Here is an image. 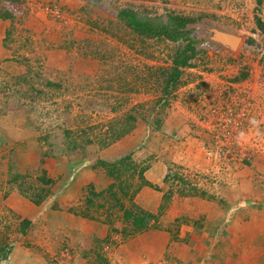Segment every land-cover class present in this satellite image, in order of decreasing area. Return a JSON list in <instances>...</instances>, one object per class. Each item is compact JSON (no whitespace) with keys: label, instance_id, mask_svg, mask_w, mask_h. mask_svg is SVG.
Wrapping results in <instances>:
<instances>
[{"label":"rangeland","instance_id":"obj_1","mask_svg":"<svg viewBox=\"0 0 264 264\" xmlns=\"http://www.w3.org/2000/svg\"><path fill=\"white\" fill-rule=\"evenodd\" d=\"M0 6L11 14L0 18V48L5 49L0 114L20 109L16 118L35 138L19 152L23 170L9 166L10 181L1 185L5 192L16 191L36 204L48 199L52 209L79 215L84 187L92 184L85 181L86 170L94 171L89 156L120 133L136 147L130 151L136 164L156 158L171 173L176 169L187 177L185 182L169 178L162 185L165 192L256 206L250 198L258 184L264 187V0H0ZM120 9L162 19L191 17L239 33L241 40L227 53L193 28L185 29L194 52L185 66L177 65L176 84L164 90L175 52L186 41L138 33L118 18ZM128 114L156 133L165 121L166 137L151 133L148 146L139 144V130L131 127L135 121L125 120ZM45 172L52 179L49 186L38 179ZM93 206L84 211L95 218L81 217L117 226L109 232L118 236L82 239L70 230L56 231L60 245L54 254L22 239L27 224L10 209L3 211L0 264H16L9 260L14 250L18 258L23 251L44 255L47 264H108L113 247L133 227L119 210L105 217L104 208ZM155 225L149 218L141 230Z\"/></svg>","mask_w":264,"mask_h":264},{"label":"crops","instance_id":"obj_2","mask_svg":"<svg viewBox=\"0 0 264 264\" xmlns=\"http://www.w3.org/2000/svg\"><path fill=\"white\" fill-rule=\"evenodd\" d=\"M4 57L5 49L0 48V59ZM16 110L20 109L13 107L6 113L0 114V214L10 209L19 215L17 218L20 222L23 220L22 223L27 224L21 232L22 239L31 240L30 243L37 244L47 253H56L60 245L57 239H54L56 231L61 234V230H70L82 239L85 236L88 239H95V237L102 239L106 235L110 238L116 236L117 233L112 235L109 232L111 227L116 229L115 225L93 222L62 209H52L48 199L36 204L20 196L16 191L7 190V193L5 188H1L2 184L10 181L7 178V171L11 164L17 172L23 170L20 165L26 163L19 161V152L23 149L27 150V146H33L35 141L31 130L16 118L15 113L18 112ZM134 125V130H139V135L137 134L139 144L144 146L149 145L147 140H150L151 133L155 136L163 135V132L168 133L165 121L162 122L161 133L153 132L151 127H146L145 122L140 120H136ZM163 136L166 137V135ZM126 138L128 135L107 147L98 149L96 153H93L94 156L88 153L89 158L93 159L92 164L96 159L108 161L130 151L134 152L136 147ZM124 140L125 142L120 144ZM183 140L187 139L183 138ZM177 144L178 141L175 142V146ZM7 151L13 154L9 157L6 154ZM29 152L30 156L26 159L32 163L33 151ZM132 159L135 160L134 157ZM147 161L148 168L143 175L149 183L157 186L158 190L142 186L134 195L133 201L142 209L156 215V218L152 219L155 220L156 225L128 235L117 243L113 247V252L107 257L108 264H264V187L262 184L255 187L254 199L250 198L249 203L252 201L256 203L254 208L247 207L245 202L230 205L229 201L218 202L202 198L198 194L167 193L162 189L166 163L156 158ZM41 166L43 169L47 168L44 164ZM86 172L85 181L94 184V190L103 188L110 181L103 179L100 172L97 174L95 170L90 173L86 170ZM79 173L80 178H85L81 176L82 171ZM45 177L51 176L49 177L45 172ZM45 185L49 186L50 183ZM165 195L168 197L164 202ZM87 224L90 225V229L84 230L83 226ZM9 260L11 263L14 260L16 264H47L44 255L41 256L33 251H23V255L18 258L17 251L14 250Z\"/></svg>","mask_w":264,"mask_h":264},{"label":"trees","instance_id":"obj_3","mask_svg":"<svg viewBox=\"0 0 264 264\" xmlns=\"http://www.w3.org/2000/svg\"><path fill=\"white\" fill-rule=\"evenodd\" d=\"M256 1L259 3L260 0ZM10 16L11 14L7 8L0 6V18L7 19ZM117 16L119 19L123 20L127 26H129L132 30H136L138 33L146 34L148 36H163L172 41L178 39L186 41L185 45L182 46L180 50H176L177 52H175L172 59L173 67L167 73L164 81V90L167 89L168 85L174 86L177 82V75L179 73L177 65L185 66L189 57L194 52V48L192 46L193 40L187 38V30L184 29L185 25L194 21V19L178 14H167L165 15V18L162 19L160 16L140 15L128 9H120ZM254 19L257 27H261L262 22L260 18L255 16ZM125 120H131L134 122V114H128ZM133 126L134 124L131 125V127ZM121 136L122 135L120 133H117L114 140L109 142V144L116 141ZM91 166L95 172H100L99 174L103 179H108L110 181L99 190H94V184H87L84 187L86 192L81 203V205H84L82 207V211L77 212V214L83 217L95 218L96 216L87 214L84 211L85 209L88 211L89 207L93 205L94 211L98 208H104L103 213H105V217L109 216L111 213H116V211L119 210L124 220L129 221L128 219H130V224L133 228L128 233L129 235L146 228L147 219L156 218V215L142 209L133 201L134 195L142 186H148L158 190V187L149 183L143 175V172L148 168V163L143 165L136 164L129 152L112 161L96 159ZM96 166L100 167L103 172L97 170ZM175 171L177 170L175 169ZM175 171L171 173L169 165L166 166L162 181H170V178L171 181L177 179L185 182L187 177L183 176V174L178 175V172L175 173ZM38 179L44 184L52 182V179L47 178L42 174H40ZM168 192H171V190L168 189L167 193ZM167 197L168 196L165 195L164 202Z\"/></svg>","mask_w":264,"mask_h":264},{"label":"water","instance_id":"obj_4","mask_svg":"<svg viewBox=\"0 0 264 264\" xmlns=\"http://www.w3.org/2000/svg\"><path fill=\"white\" fill-rule=\"evenodd\" d=\"M190 27L193 28L204 41L221 47L227 53H233L241 40V35L239 33L231 32L215 25L191 22L187 23L184 29H189Z\"/></svg>","mask_w":264,"mask_h":264}]
</instances>
